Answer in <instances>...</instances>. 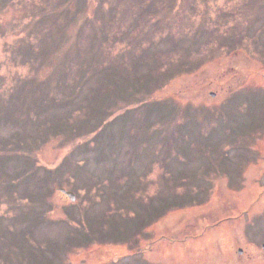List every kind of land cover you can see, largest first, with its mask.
Wrapping results in <instances>:
<instances>
[{"label": "rangeland", "instance_id": "obj_1", "mask_svg": "<svg viewBox=\"0 0 264 264\" xmlns=\"http://www.w3.org/2000/svg\"><path fill=\"white\" fill-rule=\"evenodd\" d=\"M262 244L264 0H0V264H264Z\"/></svg>", "mask_w": 264, "mask_h": 264}, {"label": "trees", "instance_id": "obj_2", "mask_svg": "<svg viewBox=\"0 0 264 264\" xmlns=\"http://www.w3.org/2000/svg\"><path fill=\"white\" fill-rule=\"evenodd\" d=\"M122 83H118L117 84V86L118 85H121ZM139 87L141 86V89L138 91V95H139V93L141 94V97H140V99L141 98H143L144 99V97L148 94V92H147V89L145 90V86H147V85H138ZM127 87H128V89H133V88H136L137 86H135V85H133V84H128L127 85ZM121 88H122V86H121ZM121 88L119 89V90H121ZM144 89V90H143ZM131 92V91H130ZM143 99L142 100H139V102L141 103V105L138 107V108H136V109H134V110H132V111H129V112H125V113H128V114H133V115H136L139 111L137 110V109H144V105L145 104H143L144 103V101H143ZM141 111H143V110H141ZM146 112H148V111H146ZM102 113V112H101ZM124 113V114H125ZM124 114H122V115H124ZM118 116H120V115H118ZM108 117H110V115L108 114V116H107V118ZM120 117H122V116H120ZM116 119H117V116H115L114 118L112 117L111 118V120L109 121V122H106V125L105 126H103L102 127V129H101V133H100V135L99 136H101V135H103L108 141L109 140H112L114 137H117V135H116V133H114V131H113V129H112V125H114V124H116L117 122H116ZM118 120V119H117ZM123 134H127V132L126 131H124V133ZM110 138H112V139H110ZM113 141V140H112ZM112 141L110 142H106V143H110V144H112V148H118L117 146V144H116V146L112 143ZM114 142V141H113ZM142 143V141L141 140H138V142H137V145H139V144H141ZM95 148V147H94ZM157 150H159V149H157ZM156 149H155V151H157ZM26 153V152H25ZM102 156H104V153L103 152H100V154H97L96 156H95V160H96V162H104V161H107V158H105V157H102ZM24 174L25 175H28L27 173H25L24 172ZM24 175V176H25ZM110 183H111V185L113 184V189L114 190H117L118 189V179H115V178H113V179H111V181H110ZM137 186V185H136ZM136 191H139V189H138V187H137V190ZM135 191V192H136ZM128 196H132V195H128ZM41 200H43V199H41ZM158 202V201H157ZM154 207L155 206H153L152 204H150L149 206H148V208L147 209H149V210H153L154 209ZM157 219H159V218H157ZM157 219H155V220H157Z\"/></svg>", "mask_w": 264, "mask_h": 264}, {"label": "water", "instance_id": "obj_3", "mask_svg": "<svg viewBox=\"0 0 264 264\" xmlns=\"http://www.w3.org/2000/svg\"><path fill=\"white\" fill-rule=\"evenodd\" d=\"M211 96H214V94L212 93ZM59 191L63 194H65L70 200H74L75 198V195L73 192L71 191H66L65 189L63 188H60ZM262 246V249H263V252H264V244L261 245ZM239 253H241V250L238 251Z\"/></svg>", "mask_w": 264, "mask_h": 264}]
</instances>
